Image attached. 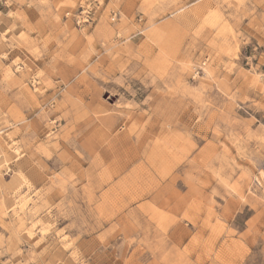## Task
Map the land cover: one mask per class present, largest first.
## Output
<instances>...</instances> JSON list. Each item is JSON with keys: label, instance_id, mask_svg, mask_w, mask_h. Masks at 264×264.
I'll return each instance as SVG.
<instances>
[{"label": "rangeland", "instance_id": "rangeland-1", "mask_svg": "<svg viewBox=\"0 0 264 264\" xmlns=\"http://www.w3.org/2000/svg\"><path fill=\"white\" fill-rule=\"evenodd\" d=\"M79 1L0 0V264H264V0Z\"/></svg>", "mask_w": 264, "mask_h": 264}, {"label": "built area", "instance_id": "built-area-1", "mask_svg": "<svg viewBox=\"0 0 264 264\" xmlns=\"http://www.w3.org/2000/svg\"><path fill=\"white\" fill-rule=\"evenodd\" d=\"M106 0H80L78 4L63 14V19L78 29L91 27L99 18ZM112 19L117 13L112 12Z\"/></svg>", "mask_w": 264, "mask_h": 264}]
</instances>
